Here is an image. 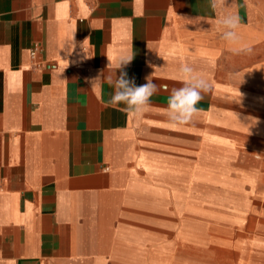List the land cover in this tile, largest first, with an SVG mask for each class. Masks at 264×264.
<instances>
[{"label":"crops","instance_id":"obj_1","mask_svg":"<svg viewBox=\"0 0 264 264\" xmlns=\"http://www.w3.org/2000/svg\"><path fill=\"white\" fill-rule=\"evenodd\" d=\"M225 6L238 44L210 0H0V264H264V0ZM128 56L136 117L90 84ZM184 62L212 89L173 128Z\"/></svg>","mask_w":264,"mask_h":264},{"label":"clouds","instance_id":"obj_2","mask_svg":"<svg viewBox=\"0 0 264 264\" xmlns=\"http://www.w3.org/2000/svg\"><path fill=\"white\" fill-rule=\"evenodd\" d=\"M225 5L226 0H210L213 10L218 6L223 9L222 14L215 19V23L222 33V39L229 44H238L240 42L241 17L238 13L229 10L231 6L226 7ZM231 50L235 54H251L252 52V48L248 45L234 47ZM132 59L133 56L121 58L118 67L111 75L104 77L101 72L90 80V84L91 88H95L102 82H107L114 88L108 104L113 107L123 105L122 111L129 116L136 117L149 110L151 98L158 91V86L153 83L151 76L146 77L145 84L137 86L134 79L128 78L126 71H121L117 75L116 70L127 66ZM177 71L182 85L171 90L167 107L164 110L169 126L173 128L194 123L201 111L197 107L198 103L203 99L204 94L212 89L209 80L191 62L181 63Z\"/></svg>","mask_w":264,"mask_h":264},{"label":"built area","instance_id":"obj_3","mask_svg":"<svg viewBox=\"0 0 264 264\" xmlns=\"http://www.w3.org/2000/svg\"><path fill=\"white\" fill-rule=\"evenodd\" d=\"M32 54L35 55V54H36V50H33V51H32Z\"/></svg>","mask_w":264,"mask_h":264}]
</instances>
